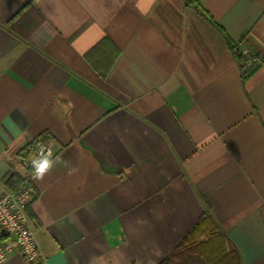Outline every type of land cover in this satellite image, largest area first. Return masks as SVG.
Masks as SVG:
<instances>
[{
	"label": "crops",
	"instance_id": "0c3cea01",
	"mask_svg": "<svg viewBox=\"0 0 264 264\" xmlns=\"http://www.w3.org/2000/svg\"><path fill=\"white\" fill-rule=\"evenodd\" d=\"M39 137V264H157L205 211L264 264V0H0L2 187Z\"/></svg>",
	"mask_w": 264,
	"mask_h": 264
},
{
	"label": "built area",
	"instance_id": "2783aa9c",
	"mask_svg": "<svg viewBox=\"0 0 264 264\" xmlns=\"http://www.w3.org/2000/svg\"><path fill=\"white\" fill-rule=\"evenodd\" d=\"M233 55L244 73L263 64V58L248 45L236 47ZM42 148L47 150L50 147L43 141H36L31 147L30 156L21 160L20 166L27 175L16 189H6L0 185V264L14 251H18L30 263L36 262L40 257L26 209L35 194L31 160Z\"/></svg>",
	"mask_w": 264,
	"mask_h": 264
},
{
	"label": "trees",
	"instance_id": "16d2710c",
	"mask_svg": "<svg viewBox=\"0 0 264 264\" xmlns=\"http://www.w3.org/2000/svg\"><path fill=\"white\" fill-rule=\"evenodd\" d=\"M213 26L223 36L226 44L232 48L233 45L229 39L216 25ZM243 79H245V77H243ZM42 140L44 141L41 137L37 138L33 141L31 147L36 141ZM25 149H27V147ZM13 178H15L13 174L8 175L4 180L5 185ZM157 264L243 263L238 251L230 242L227 235L221 230L214 217L209 211H205L202 217Z\"/></svg>",
	"mask_w": 264,
	"mask_h": 264
},
{
	"label": "clouds",
	"instance_id": "9594fccd",
	"mask_svg": "<svg viewBox=\"0 0 264 264\" xmlns=\"http://www.w3.org/2000/svg\"><path fill=\"white\" fill-rule=\"evenodd\" d=\"M61 162V158L56 156L53 159V153L51 148L47 150L41 149L39 154L31 160V167L33 169L34 179L37 181H43L45 176L49 174L57 163ZM78 169H70L69 175L73 174Z\"/></svg>",
	"mask_w": 264,
	"mask_h": 264
},
{
	"label": "water",
	"instance_id": "95a60500",
	"mask_svg": "<svg viewBox=\"0 0 264 264\" xmlns=\"http://www.w3.org/2000/svg\"><path fill=\"white\" fill-rule=\"evenodd\" d=\"M34 264H39V262H35Z\"/></svg>",
	"mask_w": 264,
	"mask_h": 264
}]
</instances>
